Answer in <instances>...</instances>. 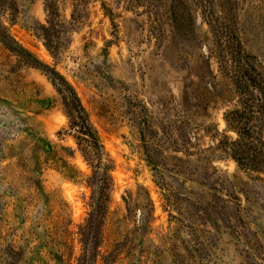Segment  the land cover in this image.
<instances>
[{
    "label": "rangeland",
    "instance_id": "obj_1",
    "mask_svg": "<svg viewBox=\"0 0 264 264\" xmlns=\"http://www.w3.org/2000/svg\"><path fill=\"white\" fill-rule=\"evenodd\" d=\"M0 264H264V0H0Z\"/></svg>",
    "mask_w": 264,
    "mask_h": 264
},
{
    "label": "trees",
    "instance_id": "obj_2",
    "mask_svg": "<svg viewBox=\"0 0 264 264\" xmlns=\"http://www.w3.org/2000/svg\"><path fill=\"white\" fill-rule=\"evenodd\" d=\"M222 46V43H221ZM227 45H223L224 48L222 49H226ZM237 49L239 50L238 54L241 58V60L244 59V62H242L240 69L243 70L244 76H245V81L242 80V82L239 83V88H241L242 90L244 89H250V87L256 86L257 82H258V76L256 75V71L255 68L253 67V65H251L247 59V54L245 52H243V45H241L240 41L238 42V44H236ZM228 49V47H227ZM242 52V55H241ZM224 56V55H223ZM225 57V56H224ZM71 104H73V108L76 109L77 107L81 110L80 112V119L81 121L78 122L76 121V117L74 115H72V131H76L78 132V134L76 135V138L79 142V144H84L85 148H82L84 152L89 154H92L91 157H93V159L96 160L97 156H99L102 151H101V144L99 142V138L97 136V134L95 133V130L93 129L92 125L89 122V119L87 117V112L85 110V108L83 107V105L81 104V101L79 99V97L77 95L74 96V98L71 101ZM240 135H242L240 132H238ZM242 137V136H241ZM100 147V148H99ZM91 152V153H90ZM235 158L242 163V160L240 157H237L235 155ZM100 165V164H99ZM103 189V188H102Z\"/></svg>",
    "mask_w": 264,
    "mask_h": 264
}]
</instances>
